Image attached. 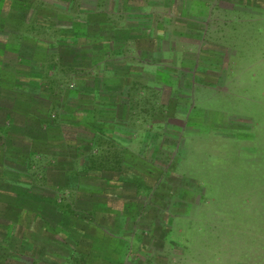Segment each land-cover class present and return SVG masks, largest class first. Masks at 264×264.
Returning a JSON list of instances; mask_svg holds the SVG:
<instances>
[{"label": "rangeland", "instance_id": "1", "mask_svg": "<svg viewBox=\"0 0 264 264\" xmlns=\"http://www.w3.org/2000/svg\"><path fill=\"white\" fill-rule=\"evenodd\" d=\"M13 1L0 0V19ZM18 2L34 8L19 7L21 27L8 49L0 33V86L10 100L12 90L39 95L46 84L51 144L36 149L61 162L7 156L30 170L7 167L11 187L0 181V201L12 205L0 204V215L8 212L0 264H264V0ZM83 4L94 10L85 14ZM49 11L82 19L70 28L49 20ZM45 21L57 25L46 31ZM139 28L147 37L141 55L133 41L113 45ZM26 67L27 75L19 70ZM80 92L110 102L84 101L73 111ZM63 113L84 118L64 124ZM12 117L20 121L10 135L20 138L28 124ZM85 165L98 168L94 177L81 175ZM44 166L56 187L44 183ZM27 190L55 196L37 201L20 194ZM80 193L77 203L92 211L74 212Z\"/></svg>", "mask_w": 264, "mask_h": 264}, {"label": "trees", "instance_id": "2", "mask_svg": "<svg viewBox=\"0 0 264 264\" xmlns=\"http://www.w3.org/2000/svg\"><path fill=\"white\" fill-rule=\"evenodd\" d=\"M15 1L16 2L13 1L11 3L13 10H6V13L8 14V16H10L8 21H7V25L9 26V29H11V25H13L14 28L15 27L16 28L21 27V23H20L21 13L19 12V7L24 8L23 10L25 12L29 11L30 13L34 8L32 3L28 4V5L27 4L23 5L22 3L18 2L19 0H15ZM145 3H147V1ZM155 4H157V3H155L154 1L148 2V5H155ZM136 7H138V6H136ZM38 13L40 14L39 11H38ZM52 13H54V12H52ZM52 13L51 14L48 13V15H47L49 20L55 18L54 20L59 21V24H60V22H62V21L64 22L66 20L67 24H68V26H70V28L73 26L75 20H81L82 19V16H80L79 14H75L73 17H70L69 19H65V20L61 21L62 18H58V17L56 18L54 16V14H52ZM86 17L88 18L87 19L88 25L89 26L91 25L90 27H92V22H90L91 20H93L92 16L88 15ZM16 20H18V21H16ZM41 25L42 26H40V25L39 26L40 27H48L51 29L52 27L53 28L56 27L57 23L52 25L49 22L45 21V22H42ZM133 29H135V28H133ZM145 29L139 28V33L137 36H129V37L124 36V38H122L121 40L117 39L113 42L114 43L113 45H115L117 42L118 43H122V42L123 43H129V41H133V43L135 44L136 50H138V52L141 55L142 50L140 48V45H141V42L143 41L142 39L147 38V37L144 38ZM16 31L18 32V29H16ZM118 31H120V29H118ZM126 38H128V39H126ZM74 41H76V40H68L67 44L70 46L72 44L71 42H74ZM86 43L87 42H85V45H86ZM138 44H139V46H138ZM73 54L77 55L76 52H73ZM29 69H30L29 67H26V69H19V70L20 71L23 70L22 72H24L27 75L30 73ZM24 73H22V74H24ZM26 78H28V77H26ZM135 82L142 84L144 86L147 85L146 83H144L142 81V79H136ZM43 85L44 86H41V85L39 86V88L41 89V93L39 95H37V94L33 95L31 92H22V91L12 90V91H10V93H12V94H10V96H12L13 98L10 100L4 98V95L8 94V92H9V91L7 92L4 90L8 89V88H4V87L0 88V111H4L5 107L11 109V111H12V113L0 112V149L3 148V150H0V181L2 183L1 186L3 187L2 190H4L5 188L11 187L8 184V181H6L7 177L5 174L6 173L5 169L7 167L19 169L23 173H26L30 170L29 164L26 165L27 166L26 168H20V166L14 160H10L7 157L9 155H13V156L20 157V158H26V153H28V158H41V157L48 158L49 157L50 159L56 158L58 163L61 162V160L59 159V155L56 152H52V151L46 152L45 150L36 149L37 146H40L42 143L46 144V141L48 144H51L50 143L51 140H49V138L47 139V136H49L48 135L49 130L52 127V122L50 119L51 117L48 116L49 115L48 111L51 110V108L53 106V101H51L52 99H50V96L52 94L50 92H46L44 90V87L46 86V84L43 83ZM15 86L19 87V83H17ZM9 89H11V88H9ZM109 90H111V88H109ZM115 90H116V88L114 89V91ZM79 97H80L79 101L72 103V105H71L73 107V111L82 110L83 109L82 103H84V101H89V103H93L94 101H96L98 103L110 102V100H106V99H97L96 100L93 96H91V95L87 96L82 92H80ZM56 102L60 103V100L56 99ZM58 107H59V113H60L61 106H58ZM85 107H86V104H85ZM88 107L89 108L86 109V111L91 114L90 118L92 120H94L96 118L95 106L90 104V105H88ZM119 107H120V105L117 104V108H115V109H118ZM13 113L16 116L23 118L24 122L27 123L28 125L36 126V128L39 130L40 135L35 134L34 131L30 128V126L24 125V126H22L24 128V131H21L23 133L21 135L22 137L19 138V137L11 136L10 134L12 133V129H13L12 126L13 125L18 126L16 124V122L19 123V121H20V119H15V121L13 120V117H12ZM83 118H84V116H76V118H75L73 116V114H67V113L61 114V120L64 124H74L73 123L74 121L75 122L76 121L77 122L82 121ZM115 118H117L119 121L121 119V114L119 113L117 116H115ZM53 127H58V126L53 124ZM41 135H42V137H40ZM65 135H66V133H65ZM7 142L9 144H11V147L13 148V150H12V148L6 147ZM68 143H69V141H65L60 145L65 144L67 147ZM14 145H17V147L19 149L14 148L13 147ZM85 147H86V149H89L90 146L89 147H88V145L82 146V147L81 146H75V149L79 150V149L85 148ZM14 149L19 150V151H16ZM121 163H123V162H121ZM49 166L52 167L53 165H49ZM123 166L125 167V164L122 165V167ZM81 168L83 171H86V173L85 172L81 173V175L84 177H88V176L94 177V174L98 170V168L95 166H87V165L82 166ZM107 169L108 170H106V171L111 170L109 168H107ZM42 171L45 174V178H43L44 183H47V185H49L50 187L54 186L55 184H53L47 180L49 177L48 173L50 171V168L48 166L47 167L44 166L42 168ZM93 172H95V173H93ZM91 182H85L84 179H81L78 183L80 186L91 185V184L98 185V184H95L93 182L91 183ZM100 186H103V185L100 184ZM54 187H56V186H54ZM58 188H61V185L58 186ZM1 192L3 193V191H1ZM8 194H10V193H8ZM20 194H23L28 198L33 197V199H35L37 201H44V200H48V199H53L55 196V194L51 191L45 192V194H43V196H40L39 194H35L34 192H32V190H27L24 192L22 191ZM14 195H10V196H14ZM82 195L84 196V194L80 193V194L76 195L77 197L75 196V200H74V210L75 211L74 212H76V211H88V210L92 211V208H88L86 210L85 209L86 207L84 208V206H81L80 203L79 204L77 203L78 197H81ZM85 195H87V197H89V198H93V196H94V195L92 196L91 194H85ZM10 203H11L10 201H8V202H5L3 200L0 201V204L3 205L4 209H7V210H9V207L10 208L12 207V205L10 206ZM71 211H73V209ZM29 213L32 214V212L30 210H29ZM73 215H74V213H73ZM6 217H8V212L0 215V219H5ZM40 220H41V225L45 224V220L42 216H40ZM16 237L18 238V237H20V235L19 236L16 235ZM7 244L10 245V241H8Z\"/></svg>", "mask_w": 264, "mask_h": 264}, {"label": "crops", "instance_id": "3", "mask_svg": "<svg viewBox=\"0 0 264 264\" xmlns=\"http://www.w3.org/2000/svg\"><path fill=\"white\" fill-rule=\"evenodd\" d=\"M3 10V9H2ZM91 10H94L93 8H91V7H88V6H86L85 4H83V6H82V11L86 14L87 12H91ZM3 14H4V12H3ZM13 16V15H12ZM11 16V17H12ZM17 16V15H16ZM4 17V16H3ZM9 17L10 16H8V14L6 13V16H5V20H3V19H0V20H2V21H0V33L1 34H3L4 32L6 33V39L2 42V44H4V46L6 47L5 49H8L9 48V46H10V39H11V41L13 42V36L17 33V31H16V27L14 28L13 27V25H11V29H9V26L7 25V21H8V19H9ZM16 21H18V20H16ZM63 22V21H62ZM90 22H94L93 20H91ZM7 25V26H6ZM40 27V26H39ZM43 29L44 30H46V31H51V29L50 28H48V27H43ZM68 41V40H67ZM6 52H8V55L6 56V60L11 64V65H13V63H14V60L17 62L18 61V59H19V56H18V53H17V51H13V48H12V50H6ZM10 52V53H9ZM0 60H1V55H0ZM18 71V70H17ZM17 76H19L18 74H17ZM7 81H8V78H7ZM0 83H1V85L3 84V83H5V81H4V79L3 80H0ZM1 87V86H0Z\"/></svg>", "mask_w": 264, "mask_h": 264}]
</instances>
